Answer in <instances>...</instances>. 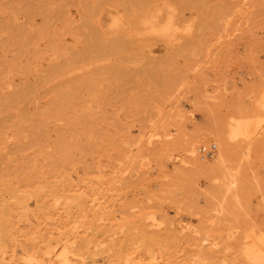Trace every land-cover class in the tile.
Segmentation results:
<instances>
[{"label":"rangeland","instance_id":"1","mask_svg":"<svg viewBox=\"0 0 264 264\" xmlns=\"http://www.w3.org/2000/svg\"><path fill=\"white\" fill-rule=\"evenodd\" d=\"M261 233L264 0H0V264H246Z\"/></svg>","mask_w":264,"mask_h":264},{"label":"bare ground","instance_id":"2","mask_svg":"<svg viewBox=\"0 0 264 264\" xmlns=\"http://www.w3.org/2000/svg\"><path fill=\"white\" fill-rule=\"evenodd\" d=\"M238 122V121H237ZM236 122V123H237ZM245 122V121H244ZM247 122V121H246ZM239 123V122H238ZM249 124V123H248ZM234 127V126H233ZM236 128L237 129H235V130H233V131H231L232 133H233V135H237L238 133V135H242V134H246V132H247V125L246 124H236ZM232 129V128H231ZM231 134V133H230ZM229 134V135H230ZM249 135V134H248ZM231 136V135H230ZM244 136V135H243ZM232 138V137H231ZM215 195V194H214ZM213 197V196H212ZM214 197H217V196H214ZM215 199V198H214ZM215 201H216V199H215ZM216 203H217V201H216ZM216 203H214V204H216ZM214 204H212V206L214 205ZM217 205H218V203H217ZM220 206V205H219ZM213 208V207H212ZM213 209H215V208H213ZM220 209V208H219ZM212 219V218H211ZM213 220V219H212ZM215 220V219H214ZM213 220V221H214ZM209 224H210V222H209ZM211 224H212V222H211ZM215 224H217V223H215ZM213 227V226H212ZM211 227V228H212ZM214 229V228H213ZM263 234L264 233H261L260 235H258V234H255L254 236L256 237V235H258L257 237H256V241H254V240H252V239H254V238H252V239H250V241L247 239V242H243L244 243V255H242V256H244V258H243V260H245V262H246V264H263L264 263V236H263ZM253 235V234H252ZM249 236H251V235H249ZM207 237V236H206ZM253 237V236H252ZM247 238H248V235H247ZM204 239V238H203ZM213 242V239H212V241H211V243ZM210 243V244H211ZM219 243V242H218ZM216 244V243H215ZM219 248V247H218ZM213 249V248H212ZM215 249V248H214ZM214 249H213V251H214ZM217 249V248H216ZM220 250H222L221 248H219ZM211 250V249H210ZM242 250H243V248H242ZM212 251V250H211ZM211 251H210V253H211ZM210 253L208 254V255H210ZM212 253H216V252H212ZM212 256V255H211ZM212 258V257H211ZM213 259H214V257H213ZM215 260V259H214ZM216 261V260H215ZM215 261H212V263L214 264V262ZM211 262H210V264H212ZM215 264H216V262H215ZM244 264V263H243Z\"/></svg>","mask_w":264,"mask_h":264},{"label":"built area","instance_id":"3","mask_svg":"<svg viewBox=\"0 0 264 264\" xmlns=\"http://www.w3.org/2000/svg\"><path fill=\"white\" fill-rule=\"evenodd\" d=\"M214 145L213 144H210L208 146H205V145H202L198 148V153L200 154V157L201 158H204V157H207L209 156L213 150H214Z\"/></svg>","mask_w":264,"mask_h":264}]
</instances>
